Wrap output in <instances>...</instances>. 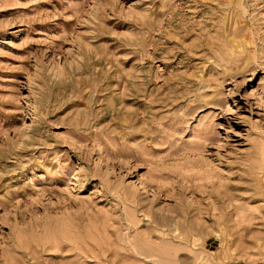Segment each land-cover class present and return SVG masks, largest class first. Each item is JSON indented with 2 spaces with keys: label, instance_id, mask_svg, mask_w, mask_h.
I'll return each instance as SVG.
<instances>
[{
  "label": "rangeland",
  "instance_id": "obj_1",
  "mask_svg": "<svg viewBox=\"0 0 264 264\" xmlns=\"http://www.w3.org/2000/svg\"><path fill=\"white\" fill-rule=\"evenodd\" d=\"M0 264H264V0H0Z\"/></svg>",
  "mask_w": 264,
  "mask_h": 264
},
{
  "label": "bare ground",
  "instance_id": "obj_2",
  "mask_svg": "<svg viewBox=\"0 0 264 264\" xmlns=\"http://www.w3.org/2000/svg\"><path fill=\"white\" fill-rule=\"evenodd\" d=\"M65 229H66V228H65ZM64 231H65V230H64ZM66 232H68V231H66ZM67 235H69V236H66V235H64V236H65V237H68V238H71V239L74 238V236H72L71 233H68ZM92 235H93V236H92ZM89 237L91 238V240L93 239V240L96 241V239H97V238H96V235H95L94 233H90V234H89ZM142 241H143V242L145 241L144 243H147L148 245H149V244H153V242H152V236H149V235L145 236V238H144ZM93 242H94V241H93ZM162 242H163V241H162ZM99 246H100V245H99ZM149 246H150V245H149ZM137 249H138V248H135V247L133 246V253H134V255L141 256V252H140L141 250L139 251V250H137ZM108 251H109V250H108ZM115 251H116V250H115ZM117 251H118V250H117ZM117 251H116V252H117ZM117 253H118V254H117ZM117 253H115L114 251L112 252V254H116L117 256H120V255L122 256L121 253L119 254V251H118ZM116 255H115V256H116ZM150 255H151V254H150ZM150 255H149V256H150ZM121 256H120V257H121ZM126 256H127V255H126ZM152 256H156V255H153V254H152ZM122 257H123V256H122ZM148 258H149V257H148Z\"/></svg>",
  "mask_w": 264,
  "mask_h": 264
}]
</instances>
